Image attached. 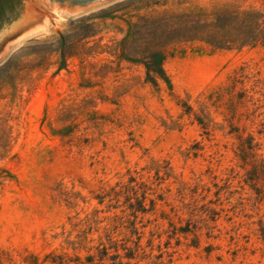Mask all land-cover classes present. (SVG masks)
<instances>
[{"label": "rangeland", "instance_id": "obj_1", "mask_svg": "<svg viewBox=\"0 0 264 264\" xmlns=\"http://www.w3.org/2000/svg\"><path fill=\"white\" fill-rule=\"evenodd\" d=\"M102 242L93 264H264V0L0 8V264Z\"/></svg>", "mask_w": 264, "mask_h": 264}, {"label": "trees", "instance_id": "obj_2", "mask_svg": "<svg viewBox=\"0 0 264 264\" xmlns=\"http://www.w3.org/2000/svg\"><path fill=\"white\" fill-rule=\"evenodd\" d=\"M9 0H2L0 2V8H3L5 4H7ZM163 57L155 53L152 55L151 59H148L144 65L146 67V73L149 80L154 84L157 85V78H165V72L163 69ZM101 202V201H99ZM142 206V205H140ZM141 210H144L143 207ZM95 251L97 252L94 255H90L87 257V262L90 264H93L96 257H98L100 260H103L108 254H107V248L104 245V243H99L97 246L94 247ZM132 255H125V258L131 259ZM111 259V258H110ZM113 260V259H111ZM119 264H127V263H119Z\"/></svg>", "mask_w": 264, "mask_h": 264}, {"label": "water", "instance_id": "obj_3", "mask_svg": "<svg viewBox=\"0 0 264 264\" xmlns=\"http://www.w3.org/2000/svg\"><path fill=\"white\" fill-rule=\"evenodd\" d=\"M37 1H41V0H37ZM32 7V6H31ZM33 14L34 15H29V13H25V15L23 16V18L21 20H19L18 22H15L13 25H11L9 27V29H7L4 34L9 35L18 31L23 30L25 27L31 25L32 23L43 19L44 17V12L40 9L35 10V8L33 7Z\"/></svg>", "mask_w": 264, "mask_h": 264}, {"label": "bare ground", "instance_id": "obj_4", "mask_svg": "<svg viewBox=\"0 0 264 264\" xmlns=\"http://www.w3.org/2000/svg\"><path fill=\"white\" fill-rule=\"evenodd\" d=\"M32 8H33V7H29L28 10H27V13H29L30 16H31V15H34V14H33V9H32ZM57 10H58L57 8H54V11H55V12H57ZM45 21H46V20H45ZM44 24H45V23H44ZM39 26H40V25L35 26L36 29H34L35 27H31V29H29V30H31V32L29 31L30 34H33L34 32H36V31L38 30ZM32 29H34V30H32ZM41 29H42V28H41ZM25 35H28V34H26V32H25Z\"/></svg>", "mask_w": 264, "mask_h": 264}]
</instances>
